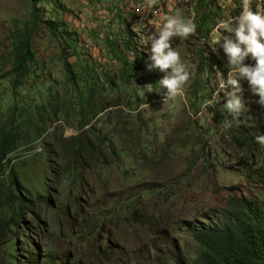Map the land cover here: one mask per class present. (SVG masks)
Returning <instances> with one entry per match:
<instances>
[{
	"label": "rangeland",
	"instance_id": "obj_1",
	"mask_svg": "<svg viewBox=\"0 0 264 264\" xmlns=\"http://www.w3.org/2000/svg\"><path fill=\"white\" fill-rule=\"evenodd\" d=\"M146 8V0H37L33 11L29 0H0V131L16 141L0 167V215L11 173L25 201L22 225L0 233V264H172L168 254L186 264L196 255L189 227L229 196L264 201L256 177L264 145L255 141L264 106L240 80L246 108L227 113L220 83L230 69L211 40L221 20L242 13V0H159L146 10L159 22L177 8L206 19L200 33L171 42L193 66L176 98L157 84L165 73L147 71L150 54L134 50ZM33 24L32 61L14 89L13 39ZM244 63L255 65L251 56ZM128 198L134 216L121 209Z\"/></svg>",
	"mask_w": 264,
	"mask_h": 264
},
{
	"label": "trees",
	"instance_id": "obj_2",
	"mask_svg": "<svg viewBox=\"0 0 264 264\" xmlns=\"http://www.w3.org/2000/svg\"><path fill=\"white\" fill-rule=\"evenodd\" d=\"M29 1L34 11L37 0ZM197 24L201 26H197L196 29L200 33V30L205 28L206 19L199 21ZM46 25L51 28L50 24L46 23ZM34 26L33 24L17 30L13 39L12 65L9 73L14 89L22 85L28 72V64L32 61L30 40L34 32ZM109 44L112 52L115 53L113 44ZM62 52L65 53V48ZM257 129L264 134V122ZM13 139H10L8 134L0 131V167L6 163L7 157L15 150L16 141ZM79 151V148H75V151L72 152L74 158L78 157ZM87 151L89 152V150ZM74 167L75 163L72 164V171ZM252 177L254 178V175ZM256 177L264 194V172L259 173ZM7 180L8 185L5 188L9 192L5 195V198L9 205L0 215V233L6 231L11 233V227L18 228L22 225L21 219L24 213L22 205L25 201L18 190V184L13 179V173ZM225 202L223 209L208 214L204 222L187 229L195 244L196 255L192 260H187L186 264H264V201L259 200L256 196L252 198L229 196ZM136 206L135 199L128 198L122 203L121 209L125 213L132 212V216H134ZM102 214L100 211L97 218L102 220ZM107 218L108 215L104 219ZM168 255L165 257L166 263L182 264L179 260H173L170 254ZM162 263L159 257L134 261V264Z\"/></svg>",
	"mask_w": 264,
	"mask_h": 264
},
{
	"label": "clouds",
	"instance_id": "obj_3",
	"mask_svg": "<svg viewBox=\"0 0 264 264\" xmlns=\"http://www.w3.org/2000/svg\"><path fill=\"white\" fill-rule=\"evenodd\" d=\"M158 3L159 0H146L148 8H155ZM252 4L253 0H242V13L238 17L221 20L211 34L212 43L221 47L227 57L230 71L227 79H222L220 91L226 97L223 106L233 117H239L247 104L240 80L247 81L251 93L259 97L256 103L264 106V0L255 3V11L252 10ZM196 29L194 18L186 17L183 10L177 8L174 14L160 15L158 32L149 35L145 41L149 45L148 53L138 48L136 41L133 44L134 50L150 54V62L146 63L147 71L158 70L165 73L157 84L166 90L164 95L168 98L184 95L185 86L191 78L190 69L193 67L190 62L182 60L180 52L171 42L174 37L187 39L195 35ZM222 32L230 33L232 37L222 35ZM249 56L254 60V66L244 63ZM145 87L151 90L153 85ZM218 94L205 101L204 107L218 99ZM224 126L231 127V121L225 119ZM255 141L264 145V134L256 136Z\"/></svg>",
	"mask_w": 264,
	"mask_h": 264
},
{
	"label": "bare ground",
	"instance_id": "obj_4",
	"mask_svg": "<svg viewBox=\"0 0 264 264\" xmlns=\"http://www.w3.org/2000/svg\"><path fill=\"white\" fill-rule=\"evenodd\" d=\"M256 1V3L258 2V0H253V4H252V9L255 11V5H254V2ZM144 2V1H143ZM145 4V3H144ZM148 8H146V9H143L142 11H140L139 12V14H144V15H142L145 19H143L142 18V20L141 19H139V22L142 24V29L143 30H145V31H142V32H144V36H145V38L143 39V40H141V35H143V33L140 35L139 33H137L136 34V44H137V47L139 48H141V49H144L143 51H145V53L147 52L148 53V47H149V45H147L146 43H145V41H146V38L149 36V35H151V34H153V33H156V30H159V27L157 28H155L152 24H151V27H153V28H151V30L152 31H150V28H146V26L147 25H144L146 22H149V21H152V14L154 13V11L151 9L150 11H148L147 13H145L146 12V10H147ZM139 18V17H138ZM156 21L160 24V22L158 21V19L156 18ZM149 35H148V34Z\"/></svg>",
	"mask_w": 264,
	"mask_h": 264
},
{
	"label": "built area",
	"instance_id": "obj_5",
	"mask_svg": "<svg viewBox=\"0 0 264 264\" xmlns=\"http://www.w3.org/2000/svg\"><path fill=\"white\" fill-rule=\"evenodd\" d=\"M156 18H157V16L154 17V18L152 19V21H150V22H146L144 25H148V26L150 27V26H151V23H152L153 21H156ZM149 27H148V28H149ZM150 31H152L151 28H150Z\"/></svg>",
	"mask_w": 264,
	"mask_h": 264
}]
</instances>
